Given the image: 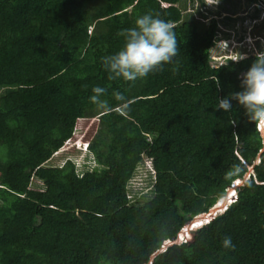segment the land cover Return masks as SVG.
Masks as SVG:
<instances>
[{
  "label": "trees",
  "instance_id": "16d2710c",
  "mask_svg": "<svg viewBox=\"0 0 264 264\" xmlns=\"http://www.w3.org/2000/svg\"><path fill=\"white\" fill-rule=\"evenodd\" d=\"M188 1L0 0V264H264V133L236 100L216 108L243 91L255 55L213 63L218 23L185 19ZM149 12L172 23L176 57L135 82L109 79L102 58ZM95 86L111 111L90 99ZM91 118L98 167H49ZM145 157L154 195L131 205L127 184ZM238 180L236 200L199 227Z\"/></svg>",
  "mask_w": 264,
  "mask_h": 264
},
{
  "label": "clouds",
  "instance_id": "9594fccd",
  "mask_svg": "<svg viewBox=\"0 0 264 264\" xmlns=\"http://www.w3.org/2000/svg\"><path fill=\"white\" fill-rule=\"evenodd\" d=\"M257 20L258 19H255L254 22ZM260 21L261 23L264 22V18L261 17ZM119 35L124 38L123 48L115 54L102 58L103 66L109 73V79L122 78L125 81L135 82L137 79L147 77L154 71L162 70L163 65L171 63L178 52L177 39L172 23L160 19L151 12L138 17L134 27L122 29ZM250 39L251 37L247 39L244 35L241 36L239 42H241L242 45L240 46L242 47L245 43H248ZM259 40L260 36L254 37L255 43ZM226 41H231V38ZM246 58V55L238 53L234 61ZM241 87L243 91L219 99L216 108L229 112L232 108L230 101L234 99L245 108L249 120L255 122L257 127L261 131H264V51L255 53L254 62L251 64L248 71L242 75ZM92 92L93 95L90 99L96 105V108L104 112L111 111V105L108 100L102 99V97L106 95V89L95 86L92 88ZM113 96L115 100L121 102V107L127 108L129 106L127 98L122 93L115 92ZM80 150L91 153L89 151V142L85 143V148ZM97 167L98 164L96 163L95 168ZM85 171L91 170L87 169ZM240 171L241 169L236 166L229 174L238 175ZM238 181L233 183V188H237L239 184ZM0 188H2L1 184ZM235 194H237V192L234 190L232 198H237ZM203 225H205V223H202L199 227ZM184 240L185 238L183 236L181 243ZM222 246L232 249L235 247L231 237H225L222 240Z\"/></svg>",
  "mask_w": 264,
  "mask_h": 264
},
{
  "label": "rangeland",
  "instance_id": "374dc122",
  "mask_svg": "<svg viewBox=\"0 0 264 264\" xmlns=\"http://www.w3.org/2000/svg\"><path fill=\"white\" fill-rule=\"evenodd\" d=\"M184 8V18L187 20L195 21L196 17L202 18V16L207 17L206 22L213 18L216 19L218 35L215 47L211 51L213 63L235 60L233 57H236L238 53L247 56V54L255 55L258 51H264V22L261 23L260 21L261 17L264 18V0H194L192 2L188 1ZM209 9L213 12H210ZM255 19L258 20L254 22ZM243 35L247 39L248 37H251V39L241 47L242 43L239 42V39ZM259 36L260 40L255 43L254 37ZM230 38L231 41H226ZM98 128L99 120L97 118L78 120L72 138L54 155L48 166L61 167L66 161L72 160L76 164L78 173H82L87 169H95L96 163L92 154L80 149L85 148V143L93 138ZM152 169V163L146 157L137 166L135 173L127 184V195L131 205H142L153 197L155 176ZM250 174H252V171ZM247 179H249V175L246 176L245 180ZM240 181H238L239 184L235 192L243 183L242 180ZM30 188L38 191L45 189L43 182L36 178H33Z\"/></svg>",
  "mask_w": 264,
  "mask_h": 264
},
{
  "label": "water",
  "instance_id": "95a60500",
  "mask_svg": "<svg viewBox=\"0 0 264 264\" xmlns=\"http://www.w3.org/2000/svg\"><path fill=\"white\" fill-rule=\"evenodd\" d=\"M264 133V131H262ZM236 189V187H231L229 190H228V193L227 195L225 196V198H223L221 201L218 202V204H216L210 211L209 213L207 214H203V215H200L198 216L194 221H202L203 223H207L208 221L214 219L215 217H217L218 215L220 214H223L229 207L230 205L236 200V197L235 198H232V201H231V197L229 198L230 194L232 193V191H234ZM194 221L186 228L184 229L180 235L178 236V239L176 242H169L165 245V247L163 248V250H165L169 245H172V244H179L181 243V240L184 236L185 233L187 232H190L196 228H194ZM168 245V246H167ZM162 250V251H163Z\"/></svg>",
  "mask_w": 264,
  "mask_h": 264
},
{
  "label": "bare ground",
  "instance_id": "6f19581e",
  "mask_svg": "<svg viewBox=\"0 0 264 264\" xmlns=\"http://www.w3.org/2000/svg\"><path fill=\"white\" fill-rule=\"evenodd\" d=\"M234 193L230 194L229 198L231 197V201H232V196H233Z\"/></svg>",
  "mask_w": 264,
  "mask_h": 264
}]
</instances>
